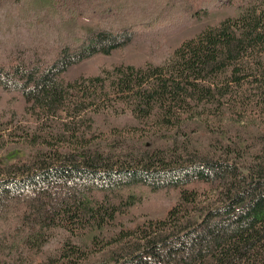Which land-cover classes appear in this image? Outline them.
<instances>
[{
    "label": "trees",
    "instance_id": "trees-1",
    "mask_svg": "<svg viewBox=\"0 0 264 264\" xmlns=\"http://www.w3.org/2000/svg\"><path fill=\"white\" fill-rule=\"evenodd\" d=\"M32 1L69 15L89 2ZM245 2L200 0L183 23L173 15L118 31L69 34L50 60L7 57L0 61V105L16 98L24 109L79 113L82 101L68 88L87 80L89 66L105 63L116 75L112 85L130 95L135 112L150 115L158 105L152 115L158 136L177 134L176 108L193 120L197 105L190 98L219 102L216 92L240 82V67L262 58L264 2L260 9ZM166 50L176 58L165 71L154 58ZM93 75L88 80L100 82V74ZM219 75L229 78L225 85ZM200 121L196 125L206 127ZM69 128L75 138L60 137L72 141L64 149L51 144L28 159L0 162V264H11L6 257L22 248L42 253L48 230L60 226L68 233L62 247L37 264H92L100 251L108 264H264V135H247V129L226 142L228 131L219 130L216 147L181 150L148 136L150 144L122 158L98 149L75 125ZM160 191H176L175 201L160 210L147 206L153 218L134 221L133 209Z\"/></svg>",
    "mask_w": 264,
    "mask_h": 264
},
{
    "label": "rangeland",
    "instance_id": "rangeland-1",
    "mask_svg": "<svg viewBox=\"0 0 264 264\" xmlns=\"http://www.w3.org/2000/svg\"><path fill=\"white\" fill-rule=\"evenodd\" d=\"M198 1L200 0H89L79 10H72V14L77 16L73 21L74 17L69 15L68 10L58 9L55 12L47 4L37 6L32 0H0V61L17 54L23 57L34 54L37 58L50 60L56 45L69 42V34L83 36L97 30L118 31L132 23L165 21L173 15H178L179 21L183 23L196 9ZM263 2L264 0H246L244 7L256 5L260 9ZM259 55L264 56L262 53ZM263 56L261 59L255 58L248 67H240L238 77L241 80L229 83L228 94L216 92L219 102L190 98L189 101L197 105L194 107L195 112H192L195 115L193 120H190L188 113H182L176 108L175 115L180 129L174 130L177 134L167 132V136L155 133L158 125L152 121V115L160 109L158 105V108L151 110L150 115L135 112L130 95L125 92L120 94L118 88L112 85L111 81L116 75L111 66L96 63L98 65H94V68L89 66L85 73L87 80L76 82L68 88V93L76 98L74 101H82L83 109L79 113L78 109L73 110L72 107L56 115L32 108L24 109L16 98L1 103L0 139L3 146L0 149V162L28 159L39 149L48 148L51 144L62 146V149L65 148L63 146L72 145V141L67 138L60 139L67 136L75 138L69 128L71 125L86 133L85 137L95 141L96 147L101 151L122 158L126 154L136 153L142 143L144 146L150 144L144 140L148 136L157 137L155 141H160L166 148H169L170 142L175 143L173 148L181 150L193 145L201 147L209 144L216 147L221 144V139L216 136L219 130L228 131L227 135L222 136L226 142L233 133L243 134L247 129V135H264V91L262 95L260 88V79L264 78V66L260 65L264 61ZM175 58L172 50H166L154 58V63L164 66L166 71L167 65L174 62ZM256 60L260 61L259 66L258 62L255 63ZM94 73L101 77L96 84L88 80ZM228 80L227 75L217 77V81L222 83L220 85H225ZM199 120L206 127H198L196 122ZM230 120L232 123H229ZM208 127L211 129L208 130ZM141 131L149 133L141 136ZM244 135L241 138L247 140L249 136ZM176 196V191L169 194L160 191L144 198L132 211L134 221L153 218L147 206L159 210L166 208L175 201ZM157 212L156 216H161L163 210ZM67 234L64 226L53 227L47 232L48 241L42 253L37 255L22 248L15 258H6L13 261L11 264H37L39 260L56 253ZM101 253L102 251L98 252L90 262L108 264L110 261L103 260ZM80 261V264H89L85 260Z\"/></svg>",
    "mask_w": 264,
    "mask_h": 264
}]
</instances>
